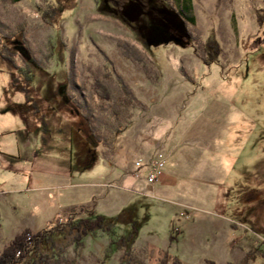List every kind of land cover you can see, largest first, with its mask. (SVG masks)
<instances>
[{
    "label": "rangeland",
    "instance_id": "obj_1",
    "mask_svg": "<svg viewBox=\"0 0 264 264\" xmlns=\"http://www.w3.org/2000/svg\"><path fill=\"white\" fill-rule=\"evenodd\" d=\"M158 155L170 188L136 169ZM1 156L0 252L47 226L19 160L105 184L95 213L136 224L145 264H241L264 242V0H0ZM112 239L51 264H119Z\"/></svg>",
    "mask_w": 264,
    "mask_h": 264
},
{
    "label": "trees",
    "instance_id": "obj_2",
    "mask_svg": "<svg viewBox=\"0 0 264 264\" xmlns=\"http://www.w3.org/2000/svg\"><path fill=\"white\" fill-rule=\"evenodd\" d=\"M23 91L29 99L28 90L24 88ZM33 107L37 109L35 102ZM92 133L94 134L93 130ZM68 212L69 216L65 222L50 224L45 230L36 233L27 229L15 236L0 252V264H51L57 262L60 255L69 247L81 251L84 239L99 232L113 237L110 247L121 253L119 264H145L146 250L139 252L136 248L138 240L136 224L130 223L131 228L127 235H118L112 219L95 213V202ZM117 218L122 220L121 215ZM262 246L264 242L259 243L254 239L250 241L241 264H250L258 254L264 257L260 251ZM175 261V264H180L178 260Z\"/></svg>",
    "mask_w": 264,
    "mask_h": 264
},
{
    "label": "crops",
    "instance_id": "obj_3",
    "mask_svg": "<svg viewBox=\"0 0 264 264\" xmlns=\"http://www.w3.org/2000/svg\"><path fill=\"white\" fill-rule=\"evenodd\" d=\"M4 156L0 157V169L3 168L4 165H7L6 160L4 162ZM8 159V158H6ZM3 161V162H2ZM13 172L18 175L26 178V187L25 189H19L18 193H23V195H28V197L33 198L34 196H38L41 208L39 209L40 213L46 215V224L47 226L43 229L45 230L48 225L54 224L56 221L62 219L64 214L70 210V208H76L83 205L91 204L95 202L98 198H102L104 195V190L106 188L105 184L99 182L87 183L84 184H75L73 183L70 176H55L52 177L49 174L42 173L38 171V173L42 174L40 176L36 175L37 171H33L29 169L26 163L19 162V160H13ZM20 164L17 167V164ZM7 167V166H6ZM12 168V167H11ZM7 168V169H11ZM127 175L123 174L119 181H126ZM160 187L170 188V178L165 174V172L159 178ZM148 183V182H147ZM15 208V206H14ZM49 210V212H47ZM47 213V214H46ZM31 218L37 220V213L31 212ZM34 224V223H33ZM17 233L14 235L17 236L24 230H30L34 233L39 232L32 230L29 225H16ZM13 237V238H14ZM12 238V239H13ZM11 239V240H12ZM10 240V241H11ZM7 241L6 245L10 242ZM5 248V247H4Z\"/></svg>",
    "mask_w": 264,
    "mask_h": 264
},
{
    "label": "built area",
    "instance_id": "obj_4",
    "mask_svg": "<svg viewBox=\"0 0 264 264\" xmlns=\"http://www.w3.org/2000/svg\"><path fill=\"white\" fill-rule=\"evenodd\" d=\"M163 159L164 158H162L161 155H158L157 158L147 162V164H145L141 159L135 163L137 171H139V169H141L142 167H146V181L148 182V184H155L163 174V168L165 164V161Z\"/></svg>",
    "mask_w": 264,
    "mask_h": 264
}]
</instances>
